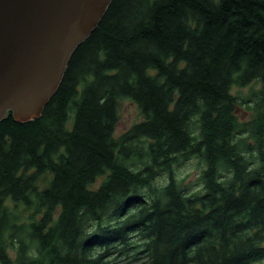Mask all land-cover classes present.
<instances>
[{
  "label": "trees",
  "instance_id": "trees-1",
  "mask_svg": "<svg viewBox=\"0 0 264 264\" xmlns=\"http://www.w3.org/2000/svg\"><path fill=\"white\" fill-rule=\"evenodd\" d=\"M263 263L264 0H112L41 116L0 121V264Z\"/></svg>",
  "mask_w": 264,
  "mask_h": 264
},
{
  "label": "water",
  "instance_id": "water-1",
  "mask_svg": "<svg viewBox=\"0 0 264 264\" xmlns=\"http://www.w3.org/2000/svg\"><path fill=\"white\" fill-rule=\"evenodd\" d=\"M112 0H0V121L41 116Z\"/></svg>",
  "mask_w": 264,
  "mask_h": 264
},
{
  "label": "rangeland",
  "instance_id": "rangeland-1",
  "mask_svg": "<svg viewBox=\"0 0 264 264\" xmlns=\"http://www.w3.org/2000/svg\"><path fill=\"white\" fill-rule=\"evenodd\" d=\"M252 88L257 89L258 85L254 84L244 88L234 87L232 89L231 93L243 103L242 106H238L236 109V115L241 121H248L251 118V112L248 110V107L252 105V99L249 97ZM118 113L119 120L115 129V136H120L133 124L142 120L136 105L127 99H123L119 102ZM201 169L202 164L200 161L198 159H191L176 170L178 180L181 182L183 181L182 183L185 187H190L189 193L202 189L199 182ZM162 180H164V178L159 179V181Z\"/></svg>",
  "mask_w": 264,
  "mask_h": 264
}]
</instances>
